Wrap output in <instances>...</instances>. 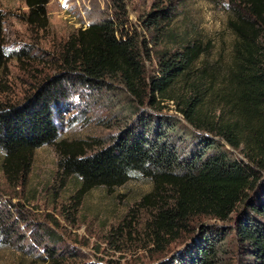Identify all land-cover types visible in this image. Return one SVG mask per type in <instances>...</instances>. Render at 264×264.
Here are the masks:
<instances>
[{"label": "rangeland", "instance_id": "1", "mask_svg": "<svg viewBox=\"0 0 264 264\" xmlns=\"http://www.w3.org/2000/svg\"><path fill=\"white\" fill-rule=\"evenodd\" d=\"M231 1L48 0L47 24L41 28L26 21L25 0H0L9 52L0 71V105L21 103L46 79L57 77L63 79L59 88L64 97L56 117L59 141H81L90 153L121 134L138 132L144 124L160 125L169 119L175 123L170 138L180 157L203 149L204 138H209L224 144L232 157L244 159L240 148L233 149L218 137L199 131L190 134L192 129L172 101L155 94V103L147 98L140 103L120 76L86 79L76 70L69 71L61 58L71 35L122 12L124 28L142 47L146 81L158 74L161 50H179L187 41L207 49L197 66L203 60L224 66L233 42L227 27ZM160 9L165 11V19H159L161 33L146 20ZM19 51L24 54L11 57V52ZM139 87L141 94L148 93L143 83ZM162 131L168 133L166 128ZM149 137L153 139L151 132ZM3 155L0 151V264H184V254L205 244L217 249L212 264H238L243 259L232 233L237 211L225 221L195 217L175 240L165 237L157 243L147 227L150 209L141 204L142 197L152 191L151 179L139 176L111 189L95 187L84 192L77 177L59 168L54 144L36 149L28 167L13 176L4 172ZM47 250L54 251L55 262Z\"/></svg>", "mask_w": 264, "mask_h": 264}, {"label": "trees", "instance_id": "2", "mask_svg": "<svg viewBox=\"0 0 264 264\" xmlns=\"http://www.w3.org/2000/svg\"><path fill=\"white\" fill-rule=\"evenodd\" d=\"M25 1L29 7L26 21L45 27L48 0ZM230 3L227 27L233 42L224 66L204 60L197 66L207 49L197 41H187L179 50H161L158 74L146 81L142 47L124 28L122 12L115 13L117 22L104 18L71 35L61 58L69 71L76 70L86 79L120 76L140 103L146 98L155 103V94L172 101L192 129L190 134L199 131L218 137L231 148H240L244 159L232 157L224 144L209 138H204L199 152L195 149L180 157L170 138L175 123L169 119L160 125L144 124L138 132L121 134L111 144L87 153L86 143L58 140L56 117L64 99L59 88L63 79L52 77L21 103L0 105L4 172L13 176L26 169L36 149L54 144L59 168L79 179L81 191L111 189L139 176L151 179L152 191L142 197L141 204L150 209L147 227L157 243L165 237L175 240L195 217L225 221L237 211L232 233L243 256L238 264H264V0ZM164 12H151L146 19L160 33ZM168 36H172L170 31ZM11 53V57L24 54ZM8 59L0 18V71ZM141 83L148 89L146 95L141 94ZM164 128L167 134L161 132ZM47 251L55 262L54 251ZM216 255L217 249L205 244L183 259L184 264H212Z\"/></svg>", "mask_w": 264, "mask_h": 264}]
</instances>
